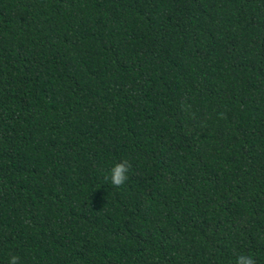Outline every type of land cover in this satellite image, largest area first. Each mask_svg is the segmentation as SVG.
<instances>
[{
  "label": "trees",
  "instance_id": "1",
  "mask_svg": "<svg viewBox=\"0 0 264 264\" xmlns=\"http://www.w3.org/2000/svg\"><path fill=\"white\" fill-rule=\"evenodd\" d=\"M12 254L264 264V0H0Z\"/></svg>",
  "mask_w": 264,
  "mask_h": 264
},
{
  "label": "clouds",
  "instance_id": "2",
  "mask_svg": "<svg viewBox=\"0 0 264 264\" xmlns=\"http://www.w3.org/2000/svg\"><path fill=\"white\" fill-rule=\"evenodd\" d=\"M128 166L126 161H117L109 169L111 184L119 186L127 179ZM18 257L15 254L9 256L7 264H17ZM235 264H254V259L250 255H239L235 259Z\"/></svg>",
  "mask_w": 264,
  "mask_h": 264
}]
</instances>
